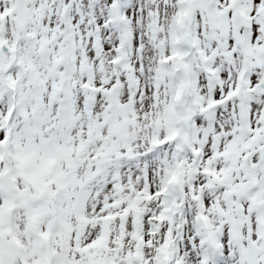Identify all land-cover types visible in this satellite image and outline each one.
Instances as JSON below:
<instances>
[{
	"label": "snow or ice",
	"instance_id": "obj_1",
	"mask_svg": "<svg viewBox=\"0 0 264 264\" xmlns=\"http://www.w3.org/2000/svg\"><path fill=\"white\" fill-rule=\"evenodd\" d=\"M0 264H264V0H0Z\"/></svg>",
	"mask_w": 264,
	"mask_h": 264
}]
</instances>
